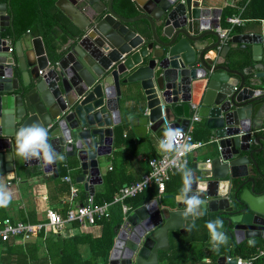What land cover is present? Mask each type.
I'll list each match as a JSON object with an SVG mask.
<instances>
[{
  "label": "water",
  "instance_id": "95a60500",
  "mask_svg": "<svg viewBox=\"0 0 264 264\" xmlns=\"http://www.w3.org/2000/svg\"><path fill=\"white\" fill-rule=\"evenodd\" d=\"M81 1L82 9L72 0L55 2L79 31L55 63L35 24L15 38L9 0L0 1L2 169L11 170L21 159L15 155V133L39 123L48 129L57 152L79 162L81 181L93 194V185L102 180L98 157L111 149V126L120 122L122 97L142 90L148 114L129 121L145 130L150 122L152 130L165 121L185 130L190 103L196 102L194 111L205 120L212 149L191 189L206 201L198 216L210 213L222 219L235 242L264 239V173L256 155L264 159V134L257 131L264 128L262 36L246 33L230 39L250 44L253 61L261 62L260 71L245 79L229 66L230 46L217 49L219 33L203 16L206 0H132L138 13L130 17L118 13L113 0ZM57 164L42 168L57 174ZM176 200L160 205L153 199L130 210L125 224L116 227L109 264H158V253L170 248L169 232H183L185 222L193 219L184 215L185 203ZM216 262L236 261L221 255Z\"/></svg>",
  "mask_w": 264,
  "mask_h": 264
},
{
  "label": "crops",
  "instance_id": "0c3cea01",
  "mask_svg": "<svg viewBox=\"0 0 264 264\" xmlns=\"http://www.w3.org/2000/svg\"><path fill=\"white\" fill-rule=\"evenodd\" d=\"M202 7L208 9L203 16L207 19L210 28H215L217 32L218 30L227 32L228 38L226 44L230 46L229 51L232 48L245 47L250 52V64L244 68H239L237 61L233 60L230 61L229 66L237 69L245 79L254 77V74L260 71L259 66L261 62L264 65V0H206L203 1ZM231 17H238L240 23H230L228 19ZM246 33L262 36L263 59L261 62L253 61L250 44L230 42L232 36ZM9 41L12 42L13 40L10 38ZM64 48L62 47L60 51H63ZM27 53L31 60L35 59L32 50H28ZM207 55L211 58L215 57L213 51H209ZM120 102V122L111 126L113 134L110 151L98 157L102 180L100 183L93 185V194H90L85 189L81 181L83 172L79 162L74 157H65L63 155L65 159L58 162L57 174L52 170H44L32 162L24 163L22 159H16L11 170L7 171L0 166V184H3L6 190L11 193L9 205L7 207H0V219L10 218L12 222L20 221L23 223L46 221L48 209H53L60 215L61 213L65 214L66 209L71 205L70 202H82L89 195H92L94 202L97 203L95 195L99 192H104L105 189L106 194L111 199L104 200L102 203L109 202L113 200L120 187L138 181L144 174L148 173L150 170L148 160L152 156L166 153L161 152L158 146V141L162 136L165 124L156 123V125L154 124L155 128L152 130L149 128V126L153 125L151 122L148 123L147 130L143 128L144 126H133L131 124L129 121L131 117L143 116L145 113L148 114L149 111L148 107H146L147 101L142 90L138 89L135 96L127 95L122 97ZM193 112L194 110L190 111L189 118ZM191 126V134L194 141L204 143L201 147L195 148L188 153L186 165L193 172V182H195L201 171L199 168L212 157V149L209 146L210 136L209 130L205 125V120L200 118L197 121H193ZM175 128L178 127L175 126ZM257 131L260 134H264V128ZM256 155H258L261 161L260 169L264 173V159L260 154ZM253 171L255 172L254 169ZM66 176L69 179H65ZM255 176H258L257 172ZM72 187L77 189V196L73 201L70 199ZM155 188H157L156 185L151 184L141 193L125 199V204L129 207L128 212L134 207L153 199L158 201L160 205L166 203L174 204L184 188L181 172L173 170L168 173L162 193L158 189L155 192ZM166 195H172L174 198L165 197ZM138 198H142L141 201L134 203L133 201ZM117 205L119 204L113 205L111 208ZM119 206L122 214L120 221L113 228L112 246L109 249L106 260L103 257L102 248L95 249L98 256H93L92 254V249L94 248L92 243L94 246L97 243L99 244L98 240L102 235L103 225L96 221L94 225H82L74 221L67 223L61 231H41L37 235H31L28 238L16 235L11 236L7 241L0 240V263L3 264L1 256L5 255L2 253H5L6 244L11 245V242H13L12 244L17 246L16 248L19 249V252L25 251L28 254V264H52L55 252L60 254L66 253L68 249L70 250L72 259L78 257L81 260H91L96 264H109V255L116 237V227L125 224L128 214V212L124 214L121 205ZM215 219H217L216 215L205 213L202 216L187 220L183 232L171 230L169 232L170 248L168 251L158 253V264H169L171 257L174 260L178 257H189L187 262L179 264H205L206 261L207 264H217L216 260L221 255L231 258L237 257L236 255L231 256L228 254V251L232 244L244 242L256 245V247H259V251L264 250V239L262 237L252 238L250 240L252 243L247 240L235 242L233 241V237L228 234V243L221 245L218 249L214 248L206 223ZM193 223H195L196 227L192 228L191 231H187ZM223 230L226 232L225 227ZM104 249L106 252V247Z\"/></svg>",
  "mask_w": 264,
  "mask_h": 264
},
{
  "label": "trees",
  "instance_id": "16d2710c",
  "mask_svg": "<svg viewBox=\"0 0 264 264\" xmlns=\"http://www.w3.org/2000/svg\"><path fill=\"white\" fill-rule=\"evenodd\" d=\"M0 1L7 2L8 0ZM56 1L57 0H9V5L13 13V33L15 35V38H19L33 24H35L38 28L39 35L43 40L46 54L52 63H55L64 53V50L60 51V49L65 46L67 41L69 39H75L79 34L77 27L63 13V11L56 6ZM72 1L80 9H82L85 5V2L81 0ZM102 1L106 2L107 0ZM113 7L118 13L126 17H130L137 14V10L132 0H113ZM139 22H141V24L145 26V30H148V24L146 20H141ZM227 59L229 60V63L233 60L237 61V66L239 68H244L245 66L251 63L250 52L245 47H239L235 49L232 48L230 51L228 50ZM105 190L104 192H99L95 195V201L97 203H102L104 200L111 199V197L106 194ZM155 192H157V188H155ZM141 199L142 198H138L133 202L137 203L141 201ZM110 210V215L107 218L102 217L96 219L97 223H101L103 225V230L100 239H97L99 244L97 243L94 246L92 243V246L94 247L92 249L93 256L97 255V250H95L96 248H102V254L103 257H105V260L108 258L109 249L112 246L114 235L113 228L120 221L122 214L119 205L110 208ZM66 213H61V216L65 217ZM12 243L13 242H11V245L6 244L7 247L4 250L5 253H2L5 254L1 256L3 264H28V254L25 251L19 252V249L16 248L17 246ZM104 247H106V252ZM262 247H260V249H262ZM258 251L259 247H256V245L244 242L240 244H232L231 248L228 251V254H230L231 256L236 255L241 256L243 258H250L255 255ZM188 258L189 257H178L174 260V258L171 257L169 259V264H179L182 262H187ZM52 264L96 263H93L91 260L88 259L81 260L78 257H74L72 259L70 256V250L68 249L66 253L64 252L60 254L55 252ZM254 264H264V254L257 256L254 261Z\"/></svg>",
  "mask_w": 264,
  "mask_h": 264
},
{
  "label": "built area",
  "instance_id": "2783aa9c",
  "mask_svg": "<svg viewBox=\"0 0 264 264\" xmlns=\"http://www.w3.org/2000/svg\"><path fill=\"white\" fill-rule=\"evenodd\" d=\"M228 21L232 24L240 23L238 17H231ZM218 33L220 37V45L218 46V49H221V46L226 44L228 35L224 30H218ZM9 50L11 51V48H9ZM190 106L193 110L197 108L196 104L193 102L190 103ZM197 120H199V117L194 111L189 118V125L182 131V136L178 141L177 150L152 156L148 160L150 167L148 173L144 174L140 180L120 187L113 200L98 204L94 202L93 196L89 195L82 202H75L73 199L77 196V189L72 187L70 199H72L71 201L73 202H70L71 207L67 210L65 217H62L53 209H48L46 212V221L23 223L20 221L12 222L10 218L0 219V240L7 241L11 236L16 235L28 238L31 235H37L41 231H61L67 223L74 221H77L82 225H94L96 219L102 217L105 218L110 215V208L113 205H121L123 213H127L129 207L125 204V199L141 193L151 184H155L158 191L162 193L164 191L165 180L167 179L168 173L173 170H179L180 167L188 162V153L204 144L194 141L191 134V123ZM184 145H189L190 148L185 150ZM65 179L69 178L66 176ZM263 253L264 250H260L258 254L253 255L250 258L237 256L235 257V264H254L257 256ZM229 259H231V257L227 256V260Z\"/></svg>",
  "mask_w": 264,
  "mask_h": 264
},
{
  "label": "clouds",
  "instance_id": "9594fccd",
  "mask_svg": "<svg viewBox=\"0 0 264 264\" xmlns=\"http://www.w3.org/2000/svg\"><path fill=\"white\" fill-rule=\"evenodd\" d=\"M182 129L175 128L165 121V126L162 136L158 141L159 150L161 152L176 151L178 141L182 136ZM16 152L15 155L26 162L37 160L44 168L63 161L65 157L57 152L52 143L49 142V131L39 123L21 127L16 133ZM185 150L190 148L189 145H184ZM179 171L182 174L184 188L178 199L185 203V216L195 218L203 213V208L206 206V201L201 199L197 194L191 193V188L194 180V174L185 163L180 167ZM11 202V193H9L3 184H0V207H7ZM196 225L193 223L187 231H191ZM206 227L210 234V240L214 248L218 249L221 245L228 243V235L223 230L224 221L215 219L208 221ZM250 243H252L250 241ZM207 264V261L205 262Z\"/></svg>",
  "mask_w": 264,
  "mask_h": 264
}]
</instances>
